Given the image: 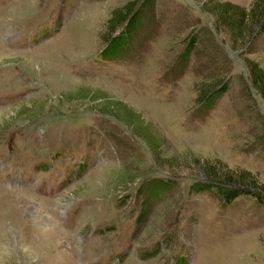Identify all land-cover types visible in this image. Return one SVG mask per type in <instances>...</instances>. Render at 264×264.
<instances>
[{"label": "rangeland", "instance_id": "1", "mask_svg": "<svg viewBox=\"0 0 264 264\" xmlns=\"http://www.w3.org/2000/svg\"><path fill=\"white\" fill-rule=\"evenodd\" d=\"M143 1L0 0V264H264V199L191 187L264 196L257 0H153L103 54Z\"/></svg>", "mask_w": 264, "mask_h": 264}, {"label": "trees", "instance_id": "2", "mask_svg": "<svg viewBox=\"0 0 264 264\" xmlns=\"http://www.w3.org/2000/svg\"><path fill=\"white\" fill-rule=\"evenodd\" d=\"M152 1L153 0H144L143 3L140 6H138V8L132 13V15L126 17V19L122 23L123 28L120 29L121 31L119 33H117L114 36V38L110 41L109 45L106 46L107 49H105V51L103 50L104 51L103 54L114 55V54L122 53L121 46L129 38L132 39L134 37V34H135L134 32H135L136 28L139 27L140 21L144 16V8L151 5ZM219 5L220 6H217L215 9L216 11L219 9V12H223V8H224V10H229L228 6H225V5H234L236 7H239L238 5L231 4L230 2H222V3H219ZM240 9H243V8H240ZM223 14H224V12H223ZM235 14H236V12H235ZM249 15L254 20L255 24L256 23L262 24V22L264 21V19H263L264 0H257L255 6H253V8L250 10ZM229 19L231 20L230 17H229ZM231 22L233 24V20ZM118 28H115V31L118 30ZM239 28L240 27H238L237 30ZM189 51L190 50L188 49L185 51V53H183V55H182V58H183L182 62L183 63L187 61V59L189 57V53H190ZM253 71H254L255 80L259 82L262 94L264 96V69L261 67H258L257 63H254ZM216 100H217V92L209 91V93L206 96L204 105L206 107H211L215 104ZM213 167H215V166H213ZM200 169L203 170L206 177L203 179L194 180L191 183L192 188H195L197 190H208V189L216 188L218 190V192L221 195H223V197L226 200H230V201H233L236 197H238L241 194H245V193H252V194L256 195L257 197L264 199L263 195H261L259 192H255L252 189V187H254L253 186L254 184L252 182H250L251 181L250 179H248L249 181L248 180L242 181V180L237 179V178L235 179L233 176V178L230 177V180L233 179V180L238 181V182H236V184L224 185V184H220L219 182H215V181L211 180L212 176L219 178V177H217L218 174L216 172H215V174H213L209 170L210 168H208V167H206V168L203 167ZM222 172H223V174L221 176H223V178L226 177L225 179H229L227 177V174L224 175V171H222ZM211 174H212V176H210ZM218 180H221V179H218ZM169 182H170V179H168V178H166V179H160L158 177L153 178L151 181L148 182L147 191L150 193V196H154L155 194L162 193L161 191H164L170 187ZM249 183H251V184H249Z\"/></svg>", "mask_w": 264, "mask_h": 264}]
</instances>
